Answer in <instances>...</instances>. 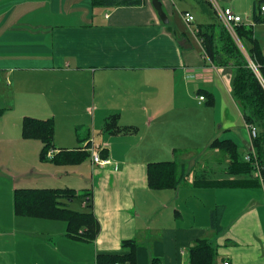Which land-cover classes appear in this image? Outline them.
<instances>
[{
  "label": "crops",
  "instance_id": "0c3cea01",
  "mask_svg": "<svg viewBox=\"0 0 264 264\" xmlns=\"http://www.w3.org/2000/svg\"><path fill=\"white\" fill-rule=\"evenodd\" d=\"M158 1L164 20L152 0L134 7H94L91 0H0V109L4 110L0 119L16 113L20 100L12 101L13 91L7 87L11 84L4 74L18 71L19 82H34L40 89L37 96L50 98L37 111L45 115L23 109L18 116L8 117L18 118V130L24 117L51 119L55 124L60 118L56 114L67 110L88 116L98 113L91 126L76 123L74 130L66 129L64 137L55 125L54 155L77 150L91 140L106 148L108 159L116 164L114 169L94 165L90 158L78 165L48 159L50 166L35 170L49 172L37 174L32 182L0 173V264H95L99 254L126 253L121 247L124 240L137 243L136 264H153L154 260L156 264H189L188 250L197 239H206L216 249L215 264H264L260 176L259 186L194 184L255 178L254 174H231L228 156L210 147L213 140H229L242 149L241 160L255 153V137L231 95V70L212 69L202 55L195 31L206 22V14L200 11L202 19L196 22V15L186 9L194 17L189 28L181 9L183 28L176 23L174 1ZM237 1L251 2L252 21L255 5L264 6V0H211L241 17ZM256 13L260 22L254 24L253 34L264 51V12ZM28 75L40 78L34 81ZM199 96L205 99L199 102ZM188 105L198 112L196 123L180 121L182 108ZM206 113L211 114L210 121L202 117ZM115 114L120 126L134 127L136 132L103 133L104 120ZM1 125L6 129L7 123L0 120ZM194 136L206 137V149L213 153L208 159H192L202 143L195 144ZM13 137L12 154L26 143L41 145L16 137V130ZM200 160L205 166L193 172L191 166H198ZM164 161L183 165L186 176L178 188L154 192L147 184V164ZM19 188H61L76 194L89 190L100 224L97 239L78 243L65 235L63 221L15 216L12 198ZM182 204L187 206V220L179 217ZM82 209L80 204L77 211ZM252 230L256 235L247 236Z\"/></svg>",
  "mask_w": 264,
  "mask_h": 264
},
{
  "label": "trees",
  "instance_id": "16d2710c",
  "mask_svg": "<svg viewBox=\"0 0 264 264\" xmlns=\"http://www.w3.org/2000/svg\"><path fill=\"white\" fill-rule=\"evenodd\" d=\"M142 1L91 0L94 7H134L141 5ZM193 1L201 13L207 16L205 17L206 22H201L202 27L199 26L198 32L195 31L196 36L212 64L217 67L230 68L232 98L239 107L243 121L249 128L256 130V136L252 140L255 153H247L249 160L239 158V150L232 141L213 140L210 144L212 149H217L228 156V169L231 174H254L253 181L202 180L194 184L211 188L259 186L257 178L260 176L264 186V51L254 37L253 26H247L245 23L238 24L234 27V36H232L231 32L222 24L212 2L208 0ZM255 6L252 21L254 24L260 22L256 11L261 10L259 3ZM182 12L187 13L186 9ZM234 38L238 40V43ZM248 62L257 66L258 75L250 69ZM212 102L213 100L207 103L210 105ZM3 111L0 109V118ZM102 131L109 135L130 134L135 133L136 128L120 126L119 115L115 114L104 120ZM53 136L54 125L51 119L41 120L33 117L22 119L21 137L41 143L40 159L44 160L49 151H54ZM91 145L92 141L89 140L77 150H60L49 160L60 165H78L89 158L91 159L89 151ZM100 157L108 159L106 148L100 151ZM185 176L184 166L173 161L147 164V184L151 190L176 189L183 183ZM74 201L83 204L82 211L70 208V203ZM12 207L14 215L18 217L65 222V235L78 243H93L100 232V224L93 212V200L89 190H81L76 194L74 190L61 188H19L13 191ZM121 247L126 253L121 255L99 254L96 256L95 264H136L138 246L135 240H124L121 242ZM215 259L216 249L206 239H197L188 250L189 264H215ZM153 264H156V260L153 261Z\"/></svg>",
  "mask_w": 264,
  "mask_h": 264
},
{
  "label": "rangeland",
  "instance_id": "374dc122",
  "mask_svg": "<svg viewBox=\"0 0 264 264\" xmlns=\"http://www.w3.org/2000/svg\"><path fill=\"white\" fill-rule=\"evenodd\" d=\"M208 1L211 2V0H208ZM174 4L176 5V7L173 8L174 17H175L176 23L179 26L184 28V26L180 20V15H179V11L181 9H189V11H192L193 15H196L195 16L196 22H200V19H202V18H200V16H201L200 10L198 7L195 6V3L193 0H175ZM236 4L238 5V7L240 9H242L241 14L243 16H241V18L248 20V21H250L251 24H253L252 20H250V15L252 14L251 2L237 1ZM254 27H255V25H253V28ZM181 31H182V29H181ZM231 35L234 36V34H232V33H231ZM235 40L238 43V40L237 39H235ZM261 45H262V47L264 46V44H261ZM242 51L245 54L244 50H242ZM202 55H204L205 56L204 59L209 62V66L212 69H216V66L210 62V60H209L208 56L206 55V53L204 52L203 48H202ZM250 69L257 75L255 69H253L252 67ZM4 75H8L7 76L9 78L8 84H11V87H12L11 88L10 85H7L8 89L9 90L12 89V91H13L12 101L14 100V102L17 103V100H20V102H18V104H17V108L15 110L16 113H9L6 118L0 119L1 121L5 122V124L7 123L6 129H4V127L2 129V125L0 127V149H1V152H0V173L2 175L8 176L10 179L15 180V181H22L23 179H26L27 182H32L35 179H38V178H36L37 174H41V175L44 174L45 175L49 172V171H36L35 169L40 168V166L41 165L43 166L44 164H47L48 166H50V164H52V163L47 158H45L44 160L40 159L41 145L39 143H36V142H33L36 145H34L33 143H26L24 146H19L18 152L16 149L14 151V153L16 152L15 158L12 159V156L14 155V153L12 154L13 146H14L13 140L15 138V137H13V130L14 131L16 130V137H17V135L18 136L20 135V137H21V128H20V130L17 129L18 124H19L18 118H16V120H14V118H12V119H7V118L10 116H13V114H16V115L19 114V110L24 111L23 109L35 112L36 113L35 115H41V116L45 115V114H40L37 111L39 109H43L47 105L48 101H50V98L49 97L41 98V97L37 96L40 93V89L36 86V84L34 82H33V84H29V82H25L24 80L19 82V77H18L19 72L18 71L14 72V75L9 74V73H6ZM28 77L29 78L33 77L34 81H36L38 78H40L39 76L34 77L31 75H28ZM20 90H22V93L20 92ZM10 99L7 100V102H6L7 104L9 103ZM12 104H14V103H12ZM1 106H2V104L0 103V107ZM71 112H73V111L67 110L64 112V114L63 113L56 114L57 119L59 117L60 118L58 119V121L55 122V124L53 122L54 132H55V125H56V130L61 137L62 136L64 137V133H65L67 128L68 129L73 128V130H74L76 123L89 124L91 126L92 117H94V115L95 116L98 115V113L97 114L90 113L89 116L86 114H70ZM78 113H82V112H78ZM197 114H198V112L195 111L194 109H192L188 105L187 107L182 108L180 121H181V123L187 124V123L191 122V120H193L194 123H196V119L194 118V115L196 116ZM202 117H207L208 121L211 120L210 119L211 114L208 115L206 113L205 116L203 115ZM10 122H11V124H10ZM207 125H209V124H207ZM98 136H100V134H97L96 138H98ZM70 138H71V136H70ZM187 139H188L187 142L189 144L190 143V136H188ZM201 140H202V143L200 145V148L198 147L199 149L193 152L196 154H194L192 156V159L197 157V156L201 157L202 159H208L213 154L212 151H210L209 149H206V147H207L206 146L207 145L206 137H199L198 138V136H194L193 141L195 144ZM93 146H95V145H93ZM98 148L100 151L103 149L101 146ZM239 150H240L239 153L241 156V154H243V152H242L241 148ZM145 153L147 154L148 151H145ZM102 160H107V159L103 158ZM209 160H211V159H209ZM188 161L190 162L191 158H188ZM199 163L200 164L198 166H195V167L191 166V169L193 172L197 171V170L201 171L202 170L201 168L203 166H205V164L203 163L202 160H200ZM30 178H33V179L30 180ZM188 178L189 179L192 178V173L190 174V176ZM154 192H158V191H154ZM79 205L80 204L78 201H74V202L70 203V208L74 209V210H78ZM186 207H187L186 205L182 204V207L179 209V211H180L179 217L181 220L182 219H184V220L188 219ZM252 235L253 236L256 235V233L253 232V230L251 232L247 233V236H252Z\"/></svg>",
  "mask_w": 264,
  "mask_h": 264
},
{
  "label": "built area",
  "instance_id": "2783aa9c",
  "mask_svg": "<svg viewBox=\"0 0 264 264\" xmlns=\"http://www.w3.org/2000/svg\"><path fill=\"white\" fill-rule=\"evenodd\" d=\"M214 9L217 12L220 20L222 21V23L226 26V28L233 34V29L235 26H237L238 24L241 23H245L247 26H253V24L250 23V21L245 20L243 18H241L240 16H237L235 14H233L232 10L230 8H221L220 6H218L217 4H214ZM261 11L264 12V7H261ZM183 19L186 23V25L191 28V24L194 21V17L189 14V13H184L183 14ZM205 57V56H204ZM249 67L253 68L256 70V73L258 75L257 72V67L255 64H253L252 62H249ZM194 75H189L187 76V78H194ZM204 97L203 96H199L198 97V101H203ZM249 132L252 138H254L256 136V130L255 128H249ZM104 149V148H103ZM89 151L91 152V159L93 164L99 165V166H106V165H111V162L109 161V159L107 160H102V158L100 157V150L98 147L91 145L89 148ZM99 151V152H98ZM54 156V151H49L47 153V158L51 159ZM245 160H249V156L246 155L245 156ZM112 167L114 169H116V164H112ZM261 182H262V177H260ZM224 264H228V263H224Z\"/></svg>",
  "mask_w": 264,
  "mask_h": 264
},
{
  "label": "water",
  "instance_id": "95a60500",
  "mask_svg": "<svg viewBox=\"0 0 264 264\" xmlns=\"http://www.w3.org/2000/svg\"><path fill=\"white\" fill-rule=\"evenodd\" d=\"M152 5L156 9V11L158 12L159 17L164 20L165 15L162 11L161 3L158 0H152Z\"/></svg>",
  "mask_w": 264,
  "mask_h": 264
}]
</instances>
